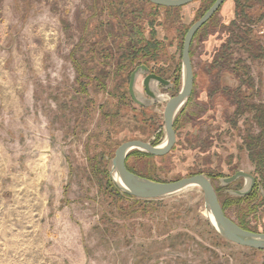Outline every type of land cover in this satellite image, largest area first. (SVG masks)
Here are the masks:
<instances>
[{
	"label": "rangeland",
	"instance_id": "374dc122",
	"mask_svg": "<svg viewBox=\"0 0 264 264\" xmlns=\"http://www.w3.org/2000/svg\"><path fill=\"white\" fill-rule=\"evenodd\" d=\"M95 1L0 0L12 19L0 29V50L25 52L20 63L36 86L35 105L45 114L68 167L61 175L48 171V209L41 218L18 207L29 196H3L0 264H264V250L235 244L213 230L199 186L159 199L127 197L107 188L121 143L165 141L164 108L183 85L184 36L212 0L180 8H152L147 2L146 11L155 17L146 34L154 30L163 49L162 61L149 63L172 85L153 84L159 94L153 100L140 74L135 88L139 98L150 99L146 106L129 94L133 67L120 77L123 71L113 57L91 54L106 46L96 33ZM191 58L195 86L176 115L172 151L146 157L136 150L128 164L160 181L215 174L221 176L213 180L216 188L226 187L223 177L250 172L261 193L234 196L229 191L245 184L240 178L221 190L219 199L234 221L264 232V157L257 155L264 143L254 140L261 129L253 112H239L244 101L264 105V0H226L198 31ZM85 68H92L94 76H108L88 81L79 76Z\"/></svg>",
	"mask_w": 264,
	"mask_h": 264
},
{
	"label": "water",
	"instance_id": "95a60500",
	"mask_svg": "<svg viewBox=\"0 0 264 264\" xmlns=\"http://www.w3.org/2000/svg\"><path fill=\"white\" fill-rule=\"evenodd\" d=\"M151 3L163 7H182L193 3L196 0H149ZM226 0H215L213 4L196 20L187 30L182 48V79L183 85L179 93L172 96L164 108V124L166 129L165 143L153 145L148 141L140 139H132L121 143L112 158L113 174H118L124 186H121L113 175V182L122 192L130 194L140 199H159L172 196L190 186H199L204 193V207L206 217L210 225L224 239L235 244L264 250V232H256L242 227L234 221L225 212L216 187L212 179L205 173H196L190 176L182 177L172 181H158L141 176L131 171L126 163L129 153L133 150H139L154 156H165L169 154L176 144V131L174 121L177 113L184 107L194 89L195 72L191 60V44L197 31L202 28L222 7ZM140 74H145L142 80L146 95L157 100L159 94L154 89L153 84L158 83L165 87L172 85L169 79L153 73L150 68L144 64L138 65L130 75L128 91L132 100L141 105L146 106L150 99H141L136 93L135 84ZM245 179V184L240 189H232L229 192L234 196H247L256 184V176L250 172L239 170L234 174L221 178V184L227 186L238 179ZM212 214V218L208 216Z\"/></svg>",
	"mask_w": 264,
	"mask_h": 264
},
{
	"label": "crops",
	"instance_id": "0c3cea01",
	"mask_svg": "<svg viewBox=\"0 0 264 264\" xmlns=\"http://www.w3.org/2000/svg\"><path fill=\"white\" fill-rule=\"evenodd\" d=\"M8 15V6H0V29L12 20ZM21 58L25 52L0 50V210L4 195L29 196L18 207L41 218L48 209V171L61 175L68 167L45 114L37 110L36 86Z\"/></svg>",
	"mask_w": 264,
	"mask_h": 264
},
{
	"label": "trees",
	"instance_id": "16d2710c",
	"mask_svg": "<svg viewBox=\"0 0 264 264\" xmlns=\"http://www.w3.org/2000/svg\"><path fill=\"white\" fill-rule=\"evenodd\" d=\"M214 1L215 0L211 1L210 6L213 4ZM95 2H96V6H93V8L95 9L94 16L97 17V19L99 20L97 22V26H96V31L99 30V32H96V33H100V35H101L100 37L102 38V43L106 45L102 51L100 50V52H97V50H94L93 52H91V54L95 55V58L97 55L100 57L101 56L102 57H113L112 60L114 61V64L116 62H118V67H119L118 70L123 71V74L118 73L120 75V77H124L125 71H127L128 69H130L132 67H133L132 69H134V67L137 65L146 64L147 66L151 67V64L149 63V61H154V60L158 59L156 64H158V61H162L163 56L160 57V52L163 51V49L161 48L162 44L160 41H158L156 39V35H155L154 30H151L149 32V34H146L147 33V26L148 25L150 26L153 24L150 20V17L151 16L155 17L152 13H148L146 11V9L148 7V3H151L149 0H135V1L132 0L133 5L131 4V0H119L117 2H110V1L106 2V0H103V1L102 0H96ZM135 4H141L142 6H141V8H137V6H135ZM151 5H154V6H151L152 8L163 7V6L155 5L153 3H151ZM163 8H175V7H163ZM177 8H180V7H177ZM243 10H244V8H243ZM198 31H197V33H198ZM197 33L195 34V37H196ZM86 37H88V36H86ZM100 37H98V38H100ZM82 40H85V38ZM96 43L99 44L100 39L98 41L96 40V42L93 44L95 45ZM116 47L118 48L117 51H115ZM116 53L119 55L118 57L116 56ZM163 54H165V53H163ZM92 71H93L92 68H90V69L85 68L84 70L79 71V76L86 78L88 81H92L93 79L95 80L97 78V76H99V78L101 77L102 81H104V80H106L105 78H107V76H108L107 73L104 74L102 72L100 74L94 76ZM131 71H129V77H130ZM194 72H195V69H194ZM114 76H115V73H114ZM194 86H195V80H194ZM192 94H193V92H192ZM191 96L189 97V99L191 98ZM189 99H188V101H189ZM187 102H186V104H187ZM247 109L248 110L250 109L253 112V117H254V119L258 120L257 123L261 129L260 133L258 134V136H256L254 138V140L257 143L259 142V143L263 144L264 143V141H263L264 140V105L263 104H253L251 106L250 103H248V102L246 103L244 101V105L239 107V112L240 113L245 112V110H247ZM174 124H175V121H174ZM247 141H248V143L247 142L246 143H247L248 147H250L251 143L249 142V140H247ZM152 144L156 145L154 143H152ZM263 146H264V144H263ZM261 147L259 149V152H257V155L258 156L261 155L260 157H262V156L264 157V148L262 149ZM133 151H136V150H133ZM133 151H131L129 153V155L126 159V163H127L128 168L131 171H133V172H135L141 176L147 177V178L152 179V180H158L155 177L144 175V174L136 171L135 169H132L129 166L128 158ZM137 151H139V150H137ZM139 154H141L142 156H146V157L154 156V155H151L149 153L142 152V151H139ZM158 157H160V156H158ZM161 157H165V156H161ZM258 164L259 165L261 164L260 160H258ZM199 173H205L206 175H208L212 179V181L215 178L221 177V176H217L215 174H208L206 172H199ZM261 173L264 177L263 171ZM158 181H160V180H158ZM238 181H240V180H237L235 182H238ZM235 182H233V183H235ZM233 183L227 185L224 188H217V192L221 193V190H223L225 188H230ZM107 188L108 189L111 188L112 190L116 191V193H118V194H121V195H124L127 197H133L130 194L122 192L119 189V187L111 179L108 180ZM259 188H260V183H259L258 179L256 178V184H255L252 192L249 195H247V196H236V197L241 198V199L251 198L254 194H256L259 191ZM259 192L261 193V190ZM253 207L255 208L256 204H254ZM241 226L246 228V229L255 231L254 229H250L246 225L241 224ZM213 230L217 233V231L214 228H213ZM256 232H258V231H256ZM220 237H222V236H220Z\"/></svg>",
	"mask_w": 264,
	"mask_h": 264
},
{
	"label": "flooded vegetation",
	"instance_id": "af4514ba",
	"mask_svg": "<svg viewBox=\"0 0 264 264\" xmlns=\"http://www.w3.org/2000/svg\"><path fill=\"white\" fill-rule=\"evenodd\" d=\"M195 2V1H194ZM131 4H132V0H131ZM130 4V5H131ZM191 4V3H190ZM133 5V4H132ZM131 5V6H132ZM156 5V4H155ZM187 5H189V4H187ZM135 6H137V8H141V4H135ZM159 6V5H158ZM186 6V5H185ZM183 7V6H182ZM175 8H177V7H175ZM195 39V37L193 38V40ZM192 43H193V41H192ZM183 48V47H182ZM191 50H192V44H191ZM190 53H191V51H190ZM191 60H192V58H191ZM192 64H193V62H192ZM141 65V64H140ZM144 65H146V64H144ZM138 66V65H137ZM137 66H135L134 67V69L137 67ZM147 66V65H146ZM149 67V66H148ZM150 68V71L151 72H153V73H156V74H158V75H160V76H162L163 77V75H161V73L159 72V71H156L155 69H153L152 68V66L151 67H149ZM134 69H132V71L134 70ZM132 71H131V73H132ZM131 73H130V75H131ZM130 78V77H129ZM166 79V78H165ZM129 81H130V79H129ZM128 87H129V83H128ZM242 181V183H243V180H241ZM242 186H244V183L241 185V187ZM254 188V187H253ZM216 191H217V188H216ZM218 193V192H217ZM219 195V194H218Z\"/></svg>",
	"mask_w": 264,
	"mask_h": 264
},
{
	"label": "bare ground",
	"instance_id": "6f19581e",
	"mask_svg": "<svg viewBox=\"0 0 264 264\" xmlns=\"http://www.w3.org/2000/svg\"><path fill=\"white\" fill-rule=\"evenodd\" d=\"M164 143H165V142H164ZM164 143H163V144H164ZM1 160H2V159H1ZM114 177H115V180H116L121 186H124V184H123V182L121 181V179H120V177L118 176V174L115 173ZM208 216H210V218H212V220H214L213 217H212V214H211V213H208Z\"/></svg>",
	"mask_w": 264,
	"mask_h": 264
}]
</instances>
